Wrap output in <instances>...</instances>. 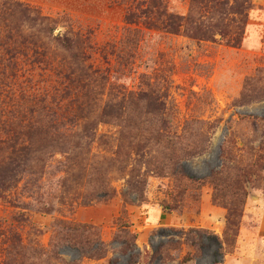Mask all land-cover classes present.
Instances as JSON below:
<instances>
[{
    "label": "rangeland",
    "instance_id": "rangeland-1",
    "mask_svg": "<svg viewBox=\"0 0 264 264\" xmlns=\"http://www.w3.org/2000/svg\"><path fill=\"white\" fill-rule=\"evenodd\" d=\"M0 264H264V0H0Z\"/></svg>",
    "mask_w": 264,
    "mask_h": 264
},
{
    "label": "trees",
    "instance_id": "trees-1",
    "mask_svg": "<svg viewBox=\"0 0 264 264\" xmlns=\"http://www.w3.org/2000/svg\"><path fill=\"white\" fill-rule=\"evenodd\" d=\"M242 5L243 4H241L239 8L235 9V12L239 15V17L244 16V9L242 8ZM160 14L165 16V19L162 21V26L165 29L169 30L170 32H178L180 26L184 25V23L182 22V19L178 18V16H175L172 14L166 15L164 14L163 11H161ZM198 29L199 28L196 29L197 32H194V37H197V38L205 37L206 34H203V31L198 32ZM241 34H242V31L237 33V35L232 38L233 44L238 43V39L236 37H240ZM221 35L225 36L226 34L222 33ZM143 102H145L147 105L155 104V107L157 108L159 106V103L157 102V100H155L152 94H149L148 91L138 92L136 95L128 94L127 98H121L120 100L108 106V109H106L102 113L101 118H103L104 121L115 122L117 125L120 126V133L122 134L124 132L123 136H125V128L128 129V131H131L133 127H138L137 125L140 120V116L138 114H135L134 116L129 114V112L127 111L128 106L130 105L132 107L138 108L141 106V104H143ZM130 125H132V127H130ZM28 132L30 134V137H29L30 144L33 142L34 139L47 136L50 133L46 129H38V128L36 129L29 128ZM133 135L134 133L131 135V137ZM189 179L195 180L197 178H195V176L193 175H189ZM231 215H233V212L230 211L227 217L229 226H231V220H230ZM199 232H201L199 233L200 239L204 238L206 236L205 234H207L205 233L206 230H199ZM206 237L215 238L217 242V255H219L220 258L222 259L224 255V251H223L224 245H229L231 241L229 239L230 236L227 235V231H226V236L223 239H220L219 237L211 235V234H207ZM216 262H220V260H216Z\"/></svg>",
    "mask_w": 264,
    "mask_h": 264
}]
</instances>
